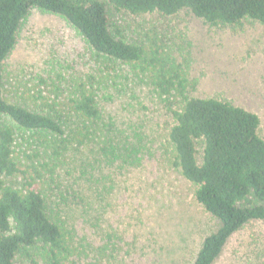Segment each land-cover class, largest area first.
I'll return each mask as SVG.
<instances>
[{"label":"rangeland","instance_id":"rangeland-1","mask_svg":"<svg viewBox=\"0 0 264 264\" xmlns=\"http://www.w3.org/2000/svg\"><path fill=\"white\" fill-rule=\"evenodd\" d=\"M114 24L127 41H155L180 65L190 96L225 100L256 115L264 140L262 25L245 19L208 26L188 11L169 17L118 14ZM3 69L5 99L49 112L71 143L26 165L38 174L34 188L46 197L47 215L71 230L72 264H192L219 222L171 166L167 135L177 99H160L137 65L98 57L65 20L35 9L23 21ZM88 77L100 115L83 124L69 111L66 97L71 84ZM50 138L40 133L33 140ZM26 147L30 154L33 147ZM38 252V247L28 250L40 260ZM15 264H29L27 254H19ZM213 264H264V221H250L232 234Z\"/></svg>","mask_w":264,"mask_h":264},{"label":"trees","instance_id":"trees-1","mask_svg":"<svg viewBox=\"0 0 264 264\" xmlns=\"http://www.w3.org/2000/svg\"><path fill=\"white\" fill-rule=\"evenodd\" d=\"M34 9L61 17L98 57L137 65L160 99H177L167 135L171 166L194 186L196 201L219 222L203 239L192 264H213L232 234L250 221H264V140L258 134V117L225 100L190 96L187 76L155 41H127L114 24L118 14L169 17L188 11L208 26H234L246 19L264 28V0H0V264H15L21 253L27 254L29 264H72L76 252L66 223L47 215L46 197L34 188L38 174L34 177L26 165L48 151L63 152L71 143L49 112L10 103L3 91L4 62ZM91 80L71 84L66 97L69 111L83 124L100 115ZM40 133L52 140H33ZM56 134L62 142H56ZM78 135L83 136L80 131ZM25 144L33 147L30 154L23 150ZM41 167L45 171L48 166ZM64 201L68 205L69 197ZM89 206L86 200L83 210ZM35 247L40 260L28 253Z\"/></svg>","mask_w":264,"mask_h":264}]
</instances>
